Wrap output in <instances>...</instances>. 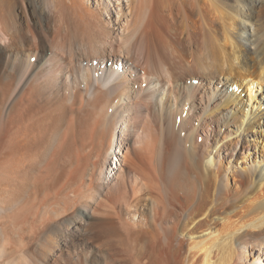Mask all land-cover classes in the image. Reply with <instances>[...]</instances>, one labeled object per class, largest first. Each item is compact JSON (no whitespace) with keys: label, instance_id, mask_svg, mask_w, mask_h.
Here are the masks:
<instances>
[{"label":"bare ground","instance_id":"1","mask_svg":"<svg viewBox=\"0 0 264 264\" xmlns=\"http://www.w3.org/2000/svg\"><path fill=\"white\" fill-rule=\"evenodd\" d=\"M34 7L0 0V212L40 182L48 226L0 264H264V0H48L45 43Z\"/></svg>","mask_w":264,"mask_h":264},{"label":"rangeland","instance_id":"2","mask_svg":"<svg viewBox=\"0 0 264 264\" xmlns=\"http://www.w3.org/2000/svg\"><path fill=\"white\" fill-rule=\"evenodd\" d=\"M34 1V5H35V7H34V11H35V13H34V18L32 17L31 19V21H30V23H31V25H32V28L34 29V32L40 37V39H42V42H44L45 43V39H44V37H43V35L46 33V35L48 36V34H50V37L52 36V34H51V29H50V21H49V17H48V0H33ZM46 2V3H45ZM43 3V4H42ZM44 6H45V8H44ZM41 7H42V9H41ZM47 9V12H45V10ZM36 19H37V21H36ZM41 19V20H40ZM30 20V19H29ZM24 23H25V21H23ZM49 23V24H48ZM43 28H44V30H43ZM43 30V32H42V30ZM47 30V31H46ZM45 31V32H44ZM49 31V32H48ZM43 33V34H42ZM44 39V40H43ZM47 51H44L43 53L44 54H47L46 53ZM129 63V62H128ZM98 74H100V71H98ZM153 76V75H152ZM180 83V81L179 82H177V83H173L172 84V87L174 88L175 86H178L179 87V84ZM159 120V119H158ZM193 121V119H188V121L186 122L187 123V126L188 127H190L191 125H192V122ZM161 126V124H160V122L158 121V124H156V129L157 130H159V127ZM155 128V127H154ZM156 129H153V131L154 132H158ZM212 130H215V132H217V127H216V125L215 126H213L212 127ZM205 134L207 135V133H206V131H197V134H196V136H197V138H198V140L200 141V143H205ZM209 135V137L207 138L208 140H210L211 138H212V135L211 134H208ZM114 140H118L116 137H115V139ZM207 143H208V141H207ZM231 147V145H229V143H228V148H230ZM220 157H223V158H225V159H222L223 161H224V164L226 165V160H228V159H230V151L228 152V155H224V152L221 150L220 151ZM223 155V156H222ZM236 157V154L234 153V155H233V158H235ZM45 162H47V161H45ZM45 162H43L44 164H46L47 165V163H45ZM44 164H43V166H44ZM45 165V166H46ZM44 166V167H45ZM108 173V171L106 170V174ZM38 180H40V181H42L41 179H38ZM35 181L36 183L37 182H39V181ZM44 181V180H43ZM32 182V181H31ZM35 183V184H36ZM33 184V185H32ZM32 184L30 185V188L28 189V191L26 192V196H27V193L29 194V197L27 196H23L20 200H18L17 201V203L16 204H14V206H12V207H10V208H8L7 210H5V211H3V212H0V213H2V214H0L1 216H0V232H7V234H11L12 232V235H8V236H10V242L11 243H9L8 244V248H10L9 250H10V252H9V256L7 255V257H5L6 259H12L13 257H18V256H20L22 253H21V251L19 250V247H20V244H19V242H17L16 243V239H18L19 237H20V235L24 232V234H22L23 235V237L21 236V238H23L24 239V235L25 234H28L29 236H31L30 234H32L33 233V231H37L38 230V228L40 227V224H43V223H45V222H43V220L45 219V221L48 219L47 217V215H45L44 214V212L45 213H47L48 212V210H46V208H48V206H47V204H48V191L46 192V189H48V188H45V186H43V189L45 188V190H43L42 189V183H40L39 182V184L37 183L36 185H34V181L32 182ZM44 185H45V181H44ZM37 186V187H36ZM39 187H40V189H39ZM35 188H37L36 190H37V192H36V190H35ZM34 191H33V190ZM40 190H43V191H40ZM29 191H30V193H29ZM32 191V192H31ZM33 192H36V194L35 193H33ZM30 194H31V196H30ZM35 195V197H34V195ZM46 196V197H45ZM25 197V198H24ZM32 197V198H31ZM31 198V199H30ZM40 199H42V200H40ZM47 199V200H46ZM36 201V202H35ZM28 202V203H27ZM36 203V205H40V204H42V205H40V208H39V206H38V208H36V206L33 204V203ZM19 203V204H18ZM30 203V204H29ZM37 203H40V204H37ZM44 204V205H43ZM45 204H46V206H45ZM31 205V206H30ZM18 206V207H17ZM33 206H34V208H33ZM43 206H44V209H45V211L43 212V211H40V210H44V209H42L43 208ZM27 207V208H26ZM16 208V209H15ZM11 209V210H10ZM34 209H38V213H36V211H34ZM40 209V210H39ZM21 210V213L20 212H18V211H20ZM23 210V211H22ZM5 212H7L6 214H4ZM22 212H24V213H22ZM28 212V213H27ZM31 212V213H30ZM35 213V214H34ZM40 213H42V216H44L45 215V218L43 219V218H40V220H42V221H40L39 220V218H37L38 220H39V223L37 224L36 222H38L37 221V219H36V217H40ZM17 214V215H16ZM23 214V215H22ZM27 214V215H26ZM39 214V215H38ZM31 215V216H30ZM34 215H36V217L34 216ZM4 218H3V217ZM33 216V217H32ZM20 217V218H19ZM25 217V218H24ZM30 217V218H29ZM35 218V219H34ZM47 218V219H46ZM6 219H7V222H5L6 221ZM26 219V220H25ZM29 219V220H28ZM3 220V221H2ZM5 220V221H4ZM12 220V221H11ZM35 220H36V222H35ZM31 221H34L35 222V228L33 229V225H34V223L33 222H31ZM4 224V225H2V226H4V227H2L1 226V224L2 223ZM11 222V223H10ZM18 222H20V223H18ZM32 224H31V223ZM43 222V223H42ZM16 223H18V224H16ZM26 223V224H25ZM32 226H31V225ZM48 223H47V221H46V224L45 225H47ZM16 225V226H15ZM20 225V226H19ZM29 225H30V227H32L31 229H33V231H31V233H29V230H30V228H29ZM39 225V226H38ZM45 225H43V226H45ZM23 226V228H21ZM24 226L26 227V229L24 228ZM36 226H38V227H36ZM48 226V225H47ZM7 228V230H6V228ZM12 229H11V228ZM19 227V228H18ZM9 228V229H8ZM14 228V229H13ZM17 228V229H16ZM3 229H5V231L3 230ZM11 229V230H10ZM20 229H21V231H22V233H20L19 234V236H17L16 234H17V232L19 233V232H21L20 231ZM36 229V230H35ZM10 230V231H9ZM13 230V231H12ZM10 232V233H9ZM16 232V233H15ZM28 232V233H27ZM15 233V234H14ZM6 234V235H7ZM14 235H16V236H14ZM27 235V236H28ZM12 236H13V238H14V240H15V242H13L14 240H12ZM29 236L27 237V238H29ZM17 237V238H16ZM27 238H26V235H25V241H27ZM0 241H1V237H0ZM24 241V242H25ZM12 243H14L13 245H12ZM77 243H78V239L76 238L74 241H71V242H69V245L71 246V245H77ZM18 244V245H17ZM9 245L11 246V247H9ZM22 246V245H21ZM12 247H13V249L14 250H12ZM19 250V251H18ZM21 253V254H20ZM64 253H62V255H63ZM5 260V259H4Z\"/></svg>","mask_w":264,"mask_h":264}]
</instances>
